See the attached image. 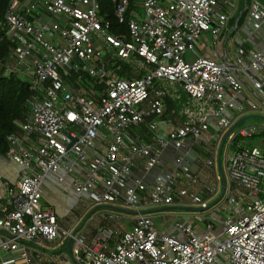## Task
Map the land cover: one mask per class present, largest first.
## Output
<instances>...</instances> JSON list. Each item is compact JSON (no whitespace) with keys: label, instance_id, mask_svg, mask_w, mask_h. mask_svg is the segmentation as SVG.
<instances>
[{"label":"built area","instance_id":"obj_1","mask_svg":"<svg viewBox=\"0 0 264 264\" xmlns=\"http://www.w3.org/2000/svg\"><path fill=\"white\" fill-rule=\"evenodd\" d=\"M103 3L126 32L111 31ZM1 25L6 74L27 81L32 93L21 134L6 137L5 157L20 174L13 182L0 177V264H30V243L59 237L69 242L71 264H217L220 257L264 264V147L237 142L228 154L238 135L252 136L256 127L233 131L237 124L220 151L228 139L221 170L217 162L233 123L264 116V46L247 45L264 39L261 0H9ZM120 62L139 77L115 75ZM167 100L175 118L164 116ZM211 120L216 135L204 139ZM139 125L151 140L135 132ZM196 146L212 157L195 163ZM165 151L171 167L148 181ZM48 177L91 205L125 208L133 224L102 226L86 242L41 201ZM233 184L249 192L235 194ZM175 194L205 212L155 226L147 206L183 204Z\"/></svg>","mask_w":264,"mask_h":264},{"label":"rangeland","instance_id":"obj_2","mask_svg":"<svg viewBox=\"0 0 264 264\" xmlns=\"http://www.w3.org/2000/svg\"><path fill=\"white\" fill-rule=\"evenodd\" d=\"M139 10H142V9L139 8ZM210 39H211V36L209 35V40ZM131 70L134 73V76L132 78H136L137 75L139 76L136 70H133V69ZM178 91L181 93L182 97L185 96V93L181 89H179ZM153 97L154 95L151 94L150 98H153ZM214 126H215L214 121H212L210 127L202 132V136L204 137V139H208L211 135L214 134L213 133ZM244 126H255L256 129L253 132L252 136L238 135L235 138L233 145H231V147L228 149V154H231L232 149L236 147L237 142H239L241 145H258L260 147L264 145V118L257 117L251 114L247 116L244 120H242L240 124L233 129V131H236L239 128L244 127ZM131 132L133 131L131 130ZM228 141L229 140L227 139L225 142L224 148H223V153L221 154L222 161L224 160V152H225ZM202 154L204 155L205 158L212 157L210 154L206 153L205 151H203ZM4 158L5 157L3 158L0 157V169L2 166V161H4ZM165 167L170 168L171 165L169 166L166 165ZM205 171L211 176L207 184L209 186L214 187L216 184H215V177L213 175V167L208 166ZM0 177L9 178L8 176L4 175L1 170H0ZM181 184L185 188L188 187L187 182H184L183 180H181ZM61 185L66 186V188L63 187V189L66 190L65 193L56 192L57 185L54 184L53 186H51V191L53 192L52 195L58 193L59 196L58 197L56 196V198L54 196L53 198H50V199L43 197L41 201L43 202V204L52 206L57 210L58 224L60 227L67 229L71 232L72 231H75L76 233L83 232L87 237L86 242L91 241L96 231L102 226L116 227L119 230L124 231V230H128L130 226L133 224V221H131L133 214H131L130 212H125L127 211L125 208H121L125 211H120L116 209L120 207H116V206H114L115 208H112L107 205H104V206L91 205V200L85 198L84 196L75 195L73 193L71 195L69 193L67 194V191L70 192V188L66 184H61ZM200 187L201 185L197 184V185L190 186L188 188H190V190L198 191ZM231 189H232V192L235 194H237L238 191H241L245 194L249 192V190H247L246 188H243L236 184H233ZM201 196L202 198L204 197L207 198L209 197V194L206 191H203ZM174 198L176 202L181 201L183 202V204L172 205V206L152 207L149 209L156 214L154 215V213H151L152 220L155 226L160 227L159 225L160 223L161 224H167V223L173 224L180 217L178 215H181L182 213H185L183 215L184 219H188L192 222L193 221L191 217L192 214L205 212V211L203 212V210H199L200 207H197L191 204L188 196L179 198V196L175 194ZM212 201L213 200H210L209 204H211ZM225 206H226V202H224V204H222L221 206H219L217 210H215V214H217L218 216H222V214L225 212V208H224ZM103 212L116 213L120 216V218L118 220H108L102 215ZM217 221L219 225L222 224L221 218H218ZM67 242L68 240L63 242L62 248L60 250H58L59 248L55 246L54 248L57 247L56 250H52L51 248H46L42 254L32 253L33 259L30 262V264H35L36 262L40 264H64L66 262L64 251L67 250V247H66ZM43 243L53 244L54 242H43ZM56 253H58L59 256H56ZM45 255H52L51 257L52 260L51 261L46 260Z\"/></svg>","mask_w":264,"mask_h":264},{"label":"trees","instance_id":"obj_3","mask_svg":"<svg viewBox=\"0 0 264 264\" xmlns=\"http://www.w3.org/2000/svg\"><path fill=\"white\" fill-rule=\"evenodd\" d=\"M8 1L9 0H0V157L2 158L5 157L9 146L6 138L7 135L11 133L21 134V127L19 124L23 122L28 115L29 110L27 99L32 93L27 81L23 80L17 74H6L5 65L3 63L7 57L9 42L3 36L1 21ZM101 13H107L105 18L109 19L111 23V31L113 33L118 31L126 32L125 25L117 23L113 15L111 4L105 3ZM119 64L120 68L115 69V75L126 76L128 78L134 76V73L129 66L121 62ZM137 77L139 76L137 75ZM86 78L88 81H91L89 77ZM84 86H86V83ZM77 88H79V86H77ZM166 104L167 108L164 116L175 118V112L172 111L173 103L167 100ZM135 132L140 134L145 140L149 141L152 139V133L148 131L144 125H139ZM234 149L235 147L232 151Z\"/></svg>","mask_w":264,"mask_h":264},{"label":"crops","instance_id":"obj_4","mask_svg":"<svg viewBox=\"0 0 264 264\" xmlns=\"http://www.w3.org/2000/svg\"><path fill=\"white\" fill-rule=\"evenodd\" d=\"M249 1V0H247ZM263 3H264V0H261ZM244 2V0H240V4H242ZM224 38V37H223ZM223 38L221 37L220 40L218 41V45H221L222 43V40ZM226 44H230V41L227 39L226 41ZM248 47H254L255 45H262L264 46V39L262 38V36H255V37H252L250 39V41L247 43ZM231 53H232V50L229 51V54L231 56ZM213 120H211L212 122ZM261 147H264L261 146ZM206 152V151H205ZM203 153V150H201L198 146L194 147L191 154H192V157L193 158H196L195 159V163H199V162H203L204 160V155L202 154ZM207 153V152H206ZM171 152L170 151H165L163 156H162V164L163 165H159L158 167L156 168H153L150 172H148L147 174H145V177L148 181H150L153 176L158 172L160 171L162 168H164L166 165H170L171 164V161H172V157H171ZM210 154V153H208ZM211 155V154H210ZM220 158H221V155H220ZM166 168V167H165ZM4 175L8 176L9 178H5L11 182L15 181L18 177H19V174H20V167L18 165H16L14 162L10 161L9 159H6V157L4 158V161H2V166H1V169H0ZM4 178V177H2ZM54 184L57 185L56 187V192H62V193H65L66 190L63 189V187L66 188V186H63L61 185L62 183L60 182H57L55 181V179L53 177H48L45 182L43 183V187H42V198L43 197H46V198H53L55 196L58 197L59 194H53V192L51 191V186H53ZM66 184L69 188V184L68 183H64ZM72 194V191L70 190L67 191V194ZM176 205V204H175ZM150 208H152V206H147L146 210H149ZM56 210V209H55ZM57 212V210H56ZM152 212V211H151ZM154 213V212H152ZM58 214V212H57ZM185 213H182L181 215H178L180 217H183ZM154 215H156L154 213ZM169 224V223H167ZM167 224H159L160 227L159 228H165ZM67 239L66 238H62V237H59L56 241H54L53 244H47V243H43V242H32L29 244L30 246V254L32 256V259H33V254L32 253H37V254H42L43 251H45L46 248H51L52 250H56L57 247L59 248L58 250H60L62 248V244L63 242H65ZM55 246H57L56 248H54ZM69 246V242H67V250L64 251V255L66 257V262L64 264H71V261H70V258H69V250H68V247ZM61 252V251H60ZM56 256H59L58 253H56ZM52 255H45V259L46 260H49L51 261ZM32 261V260H31ZM8 264H10L9 262H7ZM35 264H40V263H35ZM217 264H226L225 263V260L223 257H220Z\"/></svg>","mask_w":264,"mask_h":264},{"label":"water","instance_id":"obj_5","mask_svg":"<svg viewBox=\"0 0 264 264\" xmlns=\"http://www.w3.org/2000/svg\"><path fill=\"white\" fill-rule=\"evenodd\" d=\"M255 116H257V117H261V118H264V116H259V115H255ZM247 116H245V117H242L241 119H239L238 121H236L235 123H233L232 124V126L229 128V130L227 131V133H226V135L222 138V140H221V142H220V145H219V154H218V160H217V162H218V168H219V170H221V165H220V158H219V155H220V151H221V149H222V146H223V144H224V141H225V138H226V136H227V134L237 125V124H239L242 120H244L245 118H246ZM81 133H83V131H81ZM75 140V138H72V141H74ZM70 145H71V142L68 144V148L70 147ZM223 182H224V180H223ZM221 195H222V193L219 195V197L217 198V199H219L220 197H221ZM151 211V210H150Z\"/></svg>","mask_w":264,"mask_h":264}]
</instances>
